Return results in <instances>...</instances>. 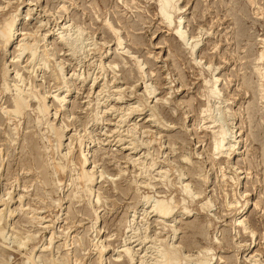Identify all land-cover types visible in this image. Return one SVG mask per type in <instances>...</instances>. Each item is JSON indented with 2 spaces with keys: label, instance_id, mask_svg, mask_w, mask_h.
<instances>
[{
  "label": "rangeland",
  "instance_id": "obj_1",
  "mask_svg": "<svg viewBox=\"0 0 264 264\" xmlns=\"http://www.w3.org/2000/svg\"><path fill=\"white\" fill-rule=\"evenodd\" d=\"M160 2L0 0V264H264V0Z\"/></svg>",
  "mask_w": 264,
  "mask_h": 264
},
{
  "label": "bare ground",
  "instance_id": "obj_2",
  "mask_svg": "<svg viewBox=\"0 0 264 264\" xmlns=\"http://www.w3.org/2000/svg\"><path fill=\"white\" fill-rule=\"evenodd\" d=\"M176 3V2H175ZM174 3V4H175ZM175 6H176V4H175ZM173 8V4H172V0H161V2H160V5H159V11H160V14L162 15V17L166 20V21H168L169 22V24L168 25H170V11H169V9H172ZM177 8V7H176ZM175 8V9H176ZM28 9H26V10H24V11H20L19 12V14H18V20H17V23H14V27L19 23V21L22 19V18H24L28 13ZM24 14V15H23ZM5 22V21H4ZM167 22V23H168ZM6 23V22H5ZM166 23V24H167ZM4 24V23H3ZM7 24H10V23H8V21H7V23H6V26H4V28L6 27V28H8L7 27ZM5 25V24H4ZM8 26H11V27H13L12 25H8ZM109 26V25H108ZM11 27H9L10 28V31H9V33H10V35H9V37H8V40H7V37H6V40L8 41V43L9 42H11L13 39V35L14 34H16V32L15 31H13V30H17L16 28H13V30H11ZM3 28V29H4ZM5 28V29H6ZM8 28V29H9ZM178 28H179V26H178ZM3 29H1V30H3ZM7 29V30H8ZM113 31V30H112ZM2 32V31H1ZM6 32V31H5ZM117 32V31H116ZM5 34V33H4ZM7 34V33H6ZM174 34L179 38V39H181V40H183V35H182V33L178 30V29H175V31H174ZM2 35V34H1ZM33 35V34H32ZM3 37H5L4 35H2ZM8 36V35H7ZM76 39V38H75ZM6 40H5V42H6ZM22 40V39H21ZM20 41V40H19ZM117 41V40H116ZM119 41V40H118ZM118 44V43H117ZM26 46V45H25ZM24 45H23V51L24 50H26V48L24 49V47H25ZM30 46V45H29ZM119 46H120V44H119ZM33 50V49H32ZM22 51V52H23ZM31 52V51H30ZM264 52V51H263ZM33 52H31V56L33 57V55L34 54H32ZM19 54H21V53H19ZM264 54H262V56H263ZM260 58H261V56H260ZM264 58V57H263ZM54 59V58H53ZM32 60V59H31ZM61 62V61H60ZM264 84V83H263ZM216 89V88H215ZM151 90V89H150ZM97 91V90H96ZM214 91V90H213ZM213 93V92H212ZM97 94V93H96ZM209 95H211V94H209ZM20 97V96H19ZM18 97V98H19ZM60 98V97H59ZM66 98H67V95H64V96H62L61 97V99H60V101L61 102H63L64 104H65V102H66ZM58 99V98H57ZM17 100V99H16ZM18 101V100H17ZM22 102H24V101H22ZM101 102V101H100ZM44 103V102H43ZM62 103V104H63ZM98 103V102H97ZM16 104V103H15ZM20 104V103H19ZM45 104V103H44ZM41 105H43V104H41ZM16 106V105H15ZM18 106V105H17ZM20 106V105H19ZM44 108H45V105L43 106ZM62 107V106H61ZM17 108L18 107H16V111H17ZM43 108V109H44ZM112 108V107H111ZM46 109V108H45ZM39 112V111H38ZM44 112V111H43ZM17 113V112H16ZM19 113V112H18ZM153 118V117H152ZM151 119V118H150ZM134 127V126H133ZM221 129V128H220ZM219 129V137H220V140L219 141H217V142H214V144L216 145L215 146V151L217 152V150H220V149H223V140H225L224 138H225V136H226V133H224L222 130H220ZM55 133V132H54ZM58 133V132H57ZM56 133V134H57ZM125 133V132H124ZM61 134V133H60ZM216 134H218V133H216ZM216 137H217V135H216ZM60 139V138H59ZM58 139V140H59ZM211 139H212V137H211ZM217 139V138H216ZM121 140V139H120ZM215 140V139H214ZM213 140V141H214ZM218 140V139H217ZM60 142V141H59ZM131 142V141H130ZM119 143V142H118ZM129 143V142H128ZM82 151V150H81ZM214 151V152H215ZM221 151V150H220ZM82 155H80L81 156V159H82V161H81V172H80V175L82 176V177H80V178H83L84 176L83 175H85V174H87L86 172H84L85 170V168L87 167V159H86V155H85V153L83 152V153H81ZM91 169V168H90ZM86 176H88V175H85V177ZM99 176V175H98ZM90 177V176H89ZM93 177V176H92ZM230 178V177H229ZM88 180V179H87ZM88 182H91V181H89L88 180ZM19 199V198H18ZM161 201V200H160ZM152 207H153V211H155L156 213H158V215L160 216V217H163V218H166L169 214H170V210H169V207H167L166 205H164L163 204V202H157V203H155L154 204V206L152 205ZM152 209V208H151ZM2 240V239H1ZM122 248V247H121ZM3 249V248H2ZM123 249H126L125 247L123 248ZM128 251V250H127ZM124 252H126V250L124 251ZM170 252V251H169ZM127 253V252H126ZM165 253V252H164ZM5 254V253H4ZM166 254V253H165ZM171 254V253H170ZM173 254V253H172ZM4 256V255H3ZM167 256H170V255H167ZM173 256H175V255H173ZM163 257L164 258H166L165 257V255L164 256H162V259H163ZM171 257H172V255H171ZM171 257H168V258H171ZM173 258V257H172ZM175 258V257H174ZM165 262H166V259H165ZM164 262V260H163V263H165ZM174 262V261H173ZM172 262V263H173ZM162 263V264H163ZM167 263V262H166ZM197 263V262H196ZM205 263V262H204ZM168 264H169V262H168ZM200 264V263H199Z\"/></svg>",
  "mask_w": 264,
  "mask_h": 264
}]
</instances>
